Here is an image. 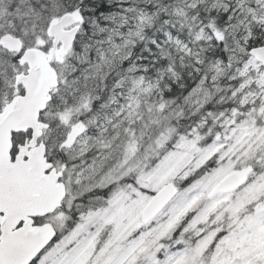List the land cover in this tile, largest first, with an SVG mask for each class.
I'll return each instance as SVG.
<instances>
[{"label": "snow or ice", "instance_id": "snow-or-ice-1", "mask_svg": "<svg viewBox=\"0 0 264 264\" xmlns=\"http://www.w3.org/2000/svg\"><path fill=\"white\" fill-rule=\"evenodd\" d=\"M0 264H264V0H0Z\"/></svg>", "mask_w": 264, "mask_h": 264}]
</instances>
